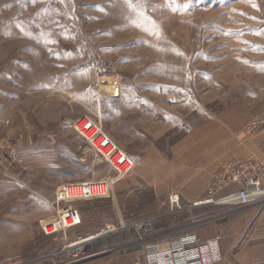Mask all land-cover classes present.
Listing matches in <instances>:
<instances>
[{
  "label": "rangeland",
  "instance_id": "obj_1",
  "mask_svg": "<svg viewBox=\"0 0 264 264\" xmlns=\"http://www.w3.org/2000/svg\"><path fill=\"white\" fill-rule=\"evenodd\" d=\"M263 110L264 0H0V261L68 264V243L111 225L76 264H144L150 246L179 253L180 240L215 244L219 264L240 246L237 206L216 194L191 207L211 186L190 202L178 177L257 130ZM85 118L120 152L95 153L75 128ZM90 182L104 195L64 197ZM67 205L79 214L69 228Z\"/></svg>",
  "mask_w": 264,
  "mask_h": 264
},
{
  "label": "built area",
  "instance_id": "obj_2",
  "mask_svg": "<svg viewBox=\"0 0 264 264\" xmlns=\"http://www.w3.org/2000/svg\"><path fill=\"white\" fill-rule=\"evenodd\" d=\"M86 122L83 129L80 128V124ZM75 128L80 135H82L88 143L91 144L95 153L100 156H106L111 159L113 154L120 152L115 147L114 143L102 133V131L88 118L83 120H78L75 124ZM94 130L92 136H88L86 132ZM104 137L105 141L100 146L95 145V142L100 138ZM110 148L108 153H105V149ZM123 158V157H122ZM119 164L118 167L122 169L126 166L127 161L125 158ZM264 173V161L249 159L247 161H236L225 167L223 171L216 177L214 184L210 187L209 198L197 202L196 204H208L214 201L213 196L216 195L220 190L228 189L234 184L241 183L243 186L238 189H231L229 192L221 196L220 203L225 205H250L255 203L257 200L264 196V189L262 188V174ZM84 184V193L80 191L81 185ZM72 183L64 186V197L69 200H75L80 198H90V197H101L104 192L91 196L90 186L99 185L100 182L94 183ZM74 190L71 194L70 191ZM60 217L63 225L66 228L76 225L79 221V214L71 206H64L60 211ZM115 232V227L111 225H106L102 230L93 235L101 237L107 236ZM92 237V236H90ZM81 238L76 241H72L66 245L64 250L70 257V262L68 264H76L78 262H84L92 258L94 255L90 254L91 243L94 239ZM180 242V243H178ZM184 241H176V246L179 245L180 252H173L172 247L165 249H160L156 245H152L149 249H157L156 251H150L147 255V262L144 264H216L219 261V251L215 244H212L210 248L203 247L201 249L192 248L189 250L181 249ZM178 249V248H177ZM209 249V250H208ZM178 251V250H177ZM203 251V252H202ZM202 253H205L203 256ZM203 261V262H202ZM0 264H39V260H28L20 257H6L0 261Z\"/></svg>",
  "mask_w": 264,
  "mask_h": 264
},
{
  "label": "crops",
  "instance_id": "obj_3",
  "mask_svg": "<svg viewBox=\"0 0 264 264\" xmlns=\"http://www.w3.org/2000/svg\"><path fill=\"white\" fill-rule=\"evenodd\" d=\"M264 119V110L262 111ZM229 136V135H228ZM264 160V122L251 134L244 135L239 141H225L223 145L216 146L210 150V158L207 165L200 161L194 163L193 172L185 173L178 177V186H182L179 197L187 198L190 202H196L206 197L208 187L214 184L216 177L220 175L224 167L237 160ZM241 183L234 184L228 189L220 190L217 195L223 196L231 189L242 187ZM262 186L264 187V174L262 175ZM207 204H193L191 207H206ZM232 224L245 225L235 231L241 237H233L235 244H240L234 251L222 252L219 264H264V198L256 203L246 206H237L229 211ZM3 219L5 215L0 214L1 227L6 225ZM241 242V243H240ZM3 255L0 254V258ZM133 254H119L112 259V263L92 260L86 264H132L130 261ZM130 261V262H129Z\"/></svg>",
  "mask_w": 264,
  "mask_h": 264
},
{
  "label": "bare ground",
  "instance_id": "obj_4",
  "mask_svg": "<svg viewBox=\"0 0 264 264\" xmlns=\"http://www.w3.org/2000/svg\"><path fill=\"white\" fill-rule=\"evenodd\" d=\"M96 237H97V236H93V235H92V237H90V239H95Z\"/></svg>",
  "mask_w": 264,
  "mask_h": 264
}]
</instances>
